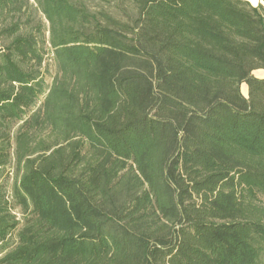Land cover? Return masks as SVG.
<instances>
[{
  "label": "trees",
  "instance_id": "1",
  "mask_svg": "<svg viewBox=\"0 0 264 264\" xmlns=\"http://www.w3.org/2000/svg\"><path fill=\"white\" fill-rule=\"evenodd\" d=\"M128 2L0 0V264H264V7Z\"/></svg>",
  "mask_w": 264,
  "mask_h": 264
},
{
  "label": "rangeland",
  "instance_id": "2",
  "mask_svg": "<svg viewBox=\"0 0 264 264\" xmlns=\"http://www.w3.org/2000/svg\"><path fill=\"white\" fill-rule=\"evenodd\" d=\"M250 3H252L250 0H247ZM263 1L264 4V0ZM85 4L89 7V9L92 12H97V11H108L115 17L126 20L129 15H134V11L128 0H83ZM259 2V0H258ZM32 5L33 9L36 10V6L33 1L30 2ZM258 4V3H257ZM257 4L252 3V5L256 6ZM35 17H38L40 20V25H42V35L41 37L43 40L46 42L44 44V48L46 49L48 55L45 59V62L43 64V70L46 72V82L47 85H51L53 77L57 74V66L54 62L51 48L49 47L47 41L49 38L48 34V24L43 18L41 14H36ZM255 76L258 78H264V70L257 71L255 73ZM241 92H243V95L247 96V87L245 85L241 86ZM43 100V99H42ZM41 100V102H42ZM15 214L18 216V218H21V212L19 209L14 211Z\"/></svg>",
  "mask_w": 264,
  "mask_h": 264
},
{
  "label": "crops",
  "instance_id": "3",
  "mask_svg": "<svg viewBox=\"0 0 264 264\" xmlns=\"http://www.w3.org/2000/svg\"><path fill=\"white\" fill-rule=\"evenodd\" d=\"M245 1H247V0H245ZM252 3H254V4H257L256 6H254V5H252V3H250L249 1V3L253 6V7H259V6H263L264 7V4H263V1H261V0H259V2H258V0H250Z\"/></svg>",
  "mask_w": 264,
  "mask_h": 264
}]
</instances>
